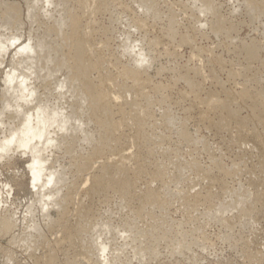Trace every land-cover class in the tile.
<instances>
[{
  "label": "rangeland",
  "instance_id": "374dc122",
  "mask_svg": "<svg viewBox=\"0 0 264 264\" xmlns=\"http://www.w3.org/2000/svg\"><path fill=\"white\" fill-rule=\"evenodd\" d=\"M2 1L19 8L21 11L20 21L23 26L21 25V28L18 30L17 33L19 36H22L23 34L24 35L23 38L20 40V43H26L29 37L34 38V35L36 34L35 24H33L34 22H31V20L25 18L26 1ZM153 1L156 2L155 4L157 5V17L145 14L143 7L139 4V2H137V0H67V4L75 10L77 16L79 15L78 17L82 20L81 28L82 30L84 29V34L87 35L86 38L90 39V45L87 46L88 53L90 51L89 55L91 57L93 55L94 57L92 58H95L96 55L100 58L102 57L101 62L104 63L102 64L104 65L102 67L105 68V71L107 73L109 72L108 74L103 72L104 68L100 69L102 72L93 71L96 74L91 72V81L93 83L95 82L94 84L97 83L96 86H99L100 83L102 84V80L104 79L103 84L107 85V90H110V92H112L111 94L113 95L114 93H116L114 92L116 91V88H114L116 85L115 83H126L129 87L132 85L131 80L124 79V82L121 77L123 69L125 67H131L133 64L124 50L123 41L126 38L131 39V42H133L134 44L136 43L139 45H143L142 47L145 51H147V53H145L150 57V63L152 62L151 64L149 63V66H147L146 68H140V71L143 75L142 78L144 80V83H147L146 85H143V82L141 83L142 86H140V89L141 87H143L144 89L142 88V92L140 91V93L145 96L150 95L149 98L153 100V105L151 106V108H149L150 110L148 109L151 122L149 121V123L147 124V128L145 126V128H143L144 134L147 135L148 138L151 136L149 139H152V142H149L150 145H147L148 150H150V155L146 156V154H144V157L147 158L145 160V167L149 172H151L153 171L155 165H161V168L164 171L165 184L150 180L148 176L142 174L135 179L136 186L134 194H139V192H143L147 188L159 191L161 190V188H166L164 192L162 191L160 193V200H164V198L170 200V204L167 209L165 211L162 210V212L158 207H149V209L147 210H151V213L154 218L160 219L161 217H163L167 219V221L169 222L168 225H170L171 227L169 231V239L160 240V242L158 241L152 244V249L155 253L154 258L149 259V257L146 256L143 259H139V263L138 257L136 258L138 252L135 249L132 251V248H134L135 246H139V244H137L138 242L134 243L132 242V240H123L118 237V241L116 240V242L118 243L114 244L116 246L115 248L120 249L117 258L118 260L113 261V263L111 264H123L124 262V264H264V241L261 242L260 248H257V252L254 250V252L257 253L256 256H260L259 258H256L254 260L248 258L247 254H245L244 252L245 250L243 249V241L248 239L251 240L254 235H256L260 240H262V238L264 239V219L260 218V221L258 222L259 224L256 223L255 226L252 228V226L241 224V220L237 222V220L239 219H234L233 222L232 218L230 219V215H227L228 212L224 211V213H222L221 218L230 219L229 221H232L231 223H233L234 225L231 226V229L226 228L224 225L222 226L221 222H217L211 219L206 214L209 213L210 216H215L217 214L216 211L220 209L219 207H221L220 203H215L214 206V204H209L208 202L206 203L204 201L207 185L204 180L202 181L197 178V173L200 171V173H208L218 178V180H222L230 191L241 189L249 194H253L255 193V190L253 189V183H258L260 185L257 186L259 187V190H264V175L261 174V176L260 173L257 172L258 165L264 161V151L261 154L259 150L254 147L257 145V143L252 140L254 137L253 134H259V132L261 134L264 132V118H262L263 124L255 126L249 125L250 127H246L245 132L241 133L236 127V123L233 119L227 117L224 112L212 111L211 108L206 107V105L204 104L209 99L213 100V102L223 101L226 97V94H229L230 96L234 97V102L231 105V109L237 111L238 115H240L242 118L246 119L249 117V114H251L249 107L247 105H243L244 102L241 101L240 97H237V95H239V93H241L242 91L246 90L247 92H252L254 90H264V16L261 15L260 12H255L256 19H250L245 13V6L243 5L242 0H210L212 4L215 5V9L217 10L219 17L225 20L227 23H231L235 28V32L232 31V33L228 34L227 36H223L211 32L209 28V23L212 19L211 13L208 9L203 10L201 8L200 3H195L194 0ZM100 4L104 5L107 8L105 12H96V8ZM174 13L176 16L174 15ZM0 15L2 16V13ZM167 16H172V18L175 16L174 18H176L175 20L177 21H175L177 23L175 27L176 33L172 37H170V27L167 22ZM110 24L112 26H110ZM192 28H195L197 30L199 29V32H197L196 30V32L193 33L195 29ZM90 29L92 31L94 30V33L90 31ZM104 30L106 31L107 35L104 33ZM29 31H31V33ZM183 36L185 37V39H188L186 43H181V38H184ZM248 43H254L258 46L256 55V59L259 57L257 59L258 61L255 60L251 61L250 63V61L246 58L245 54L240 51L241 45H248ZM91 47L93 49L95 48L94 51ZM93 52H95V54ZM10 57L11 55L9 54L3 61H0V101H2V90L4 89L3 73L7 72L10 68ZM55 59H53L52 61L56 62ZM247 60L249 62H247ZM52 61H50V66L54 65V62L52 63ZM247 64L249 65V67ZM242 68L245 69L247 73L245 72V70H242ZM178 70L181 74L177 72ZM183 71H185L186 73ZM252 73H254L255 75ZM105 74L109 77H111L112 75L110 81H105V77L103 76ZM185 74L189 75L186 77L190 78L193 82L196 81L194 83L199 87V90L197 92L192 91L190 87L185 83V81L180 78L181 75L183 77L185 76ZM244 75H246L247 78ZM252 75H258L260 77L259 82H252ZM98 76L101 78L99 79ZM116 77L117 81L115 79ZM98 80H100L99 83ZM148 83L150 84V86ZM157 90L159 92H157ZM158 93L162 94L165 98V104L159 103L158 97H156L158 96ZM117 96L115 97L116 102L118 100L116 104L119 105L123 102V99L118 98ZM2 104L3 102H0V107H2ZM242 106L244 107V109ZM262 106L264 107V102ZM139 107L138 111L140 110V113L138 111L137 113L141 114L143 107L141 106L142 108L140 107V109ZM1 110L2 108H0V112ZM115 110L116 109H114L113 111V123H115L116 128H118L117 130L120 133L123 132V135H125V137H128L126 138V142L128 145L125 147L126 151L124 152V154L126 153L125 155H127V157L122 160L121 164L125 162L124 164H122L125 168V172L129 177H134L137 175V168L134 164L135 159H133L132 156L135 155L138 150L135 145L134 139L132 140L131 136H133L137 127L134 125L133 121H129L130 118L128 115H126V117L129 120L126 117L123 118ZM163 112L169 113V115H171L174 120V123L170 124L168 127L165 126L163 122V115L165 114H163ZM141 115L143 116V114ZM203 116H207L206 121L201 120ZM126 120H128L129 122ZM183 120L185 121V123ZM208 122L211 124H209ZM220 122L226 126L224 130L220 129ZM180 123L182 125H180ZM229 123H231V125ZM161 127L164 129L163 131ZM182 127L184 128L186 133H188L187 136L192 140V143L189 146H186V144L182 142L183 140L180 137V130L182 129ZM234 127L236 128V130L234 129ZM167 128L170 132L165 130ZM255 128L257 133L255 132ZM153 130L156 133L153 132ZM253 130L255 133L253 132ZM147 131H149V133ZM161 131L163 134L161 133ZM155 134L157 136H153ZM160 134L163 136H161ZM240 137L242 139V144L237 143V140ZM129 141L131 143H129ZM156 143H158V145ZM245 143L247 146L245 145ZM250 144H253L254 146L252 145L250 148ZM239 146L241 147L239 148ZM189 147L191 150L189 149ZM205 148L208 151L205 150ZM88 149L89 148L87 146H84L83 148L84 151ZM254 149L256 150V152L254 151ZM192 150L193 152H190ZM128 151L129 153H127ZM112 154L114 155V157L113 155L108 154L107 156H105L104 159H98L96 164H94L95 166H93L94 169L91 171L92 173L90 172V174H88L89 172H87L82 175L78 179V183L83 184L85 180L91 178V174H93V172H95L96 174L101 162L102 164H113L114 158L115 160H117L118 158L116 157H119V154ZM131 154L132 156L129 157ZM256 154L259 155L257 156ZM26 156L16 154V156L13 155L14 158L11 156V159L8 161H5L7 159H3L4 161H0V184H2L4 187L3 188L2 185H0V195L4 199H2L4 202L0 203V211L2 209L9 211L12 215L15 214V216L13 217L15 218V220L18 221L17 224L19 223L17 225L15 233L19 234L20 232H22V230L24 231L22 233L27 232L31 235V243L33 245H31V243H28V245H30L28 246V248H26L24 245L11 244V234L0 233V264H7L8 258H13V261H11L12 263L9 262L8 264H97V259L95 256L88 255L87 257V255H84L81 251H76V253L74 252L73 248H70L69 245H67V243L63 240L64 229L60 223L61 216L65 217L67 221L72 224V219L75 216L74 213L76 214L77 210L81 209L83 203L87 206H89L91 203V206H89L91 213L89 215L91 218L95 217L94 219H91V224L93 228L97 227L96 223L98 225L100 224L99 222L104 221L106 223L110 222L108 224H110L117 231L123 229L127 230L125 223L126 221L129 222V220L132 219L134 216V220L132 219L131 222H134V228L136 225L139 226H136V230L139 231L140 227L141 231H143L144 233L153 230V219L151 220L145 214L141 218H137L133 213L127 212L125 204L120 200V198H118L117 195L113 196V193L108 194V197L110 196L109 198L99 196L93 197V200L87 199L84 196L85 194L82 192L88 189V187L90 186L89 182L91 181H85L87 185H83L84 188H81V192L75 193L74 191H71L74 200L71 204H68V206L64 208V215L61 211L56 210H50L51 212H48V215H50L53 221L55 223L57 222L58 224H54V222L47 223L40 210V204L37 203L38 201L35 199L36 197L34 196L37 190L35 189L34 191V189H32L33 186H30V181L32 178L27 168H29L31 160H29V155ZM55 156L57 157L59 156V154H56ZM250 156L251 158H249ZM108 157L113 159H110ZM63 158L64 157L62 156L58 158L59 163L58 165L56 164V166L60 167H57L56 169L61 172L63 171V169L66 168L64 172H69L67 174H70V176H72L73 169H68V166H70V162L69 160H67V158ZM6 162L10 165L6 164ZM213 162L219 163L223 171H232V174L224 176V174H222L223 172L220 173V171H218L215 166H212ZM176 163L181 164L180 166H186L188 165V163L196 164L198 166V171H187L184 169L177 170L175 166ZM62 164H64V167ZM129 166H131L132 169ZM237 170L238 173L236 174ZM241 170L244 171L241 172ZM191 173L193 175H191ZM177 174L181 175V177L182 175H184V177L189 175L194 185L189 186V189L186 182L184 183L183 181H180L179 183L175 181L173 178ZM242 174L245 176H243ZM258 175H260L261 177H258ZM261 178L263 181L260 180ZM248 181H250L251 183H249ZM4 184L7 185V190H9L10 188L11 190L7 191L5 189ZM212 189L215 191L219 190V185H212ZM185 191H189L192 194L196 193L195 196H199L200 199L199 202L192 204L194 209L191 213H187V208L185 209L183 207L184 200L180 198L182 192ZM62 192L66 193L65 190H63ZM35 195L37 196V194ZM34 199L35 201H37L36 203ZM32 200L34 205L31 203ZM221 201H226V198L221 199ZM30 203L32 204L33 209L29 207V205L31 206ZM132 206L134 210L137 205L133 204ZM72 207L75 209V211ZM30 212L31 215L29 214ZM32 213H34V215ZM67 216L69 217V219ZM123 216L125 217L123 218ZM34 225L40 228H38L40 237H38L37 233H32L35 231L30 228H32V226ZM142 225L144 228L148 229L142 230ZM26 228H28V230ZM180 242L182 246H177V244ZM126 245L129 247L131 246L132 248L130 247V249ZM149 245L150 242L145 241L142 245L144 247H142L141 245L140 246L141 248H146ZM168 245H170V247ZM115 248L113 246V249ZM122 248H125L126 252ZM22 249H24V251ZM253 249L251 248L250 250ZM131 252L133 253L131 254ZM113 256H116L114 252ZM259 259L261 260V262Z\"/></svg>",
  "mask_w": 264,
  "mask_h": 264
},
{
  "label": "bare ground",
  "instance_id": "6f19581e",
  "mask_svg": "<svg viewBox=\"0 0 264 264\" xmlns=\"http://www.w3.org/2000/svg\"><path fill=\"white\" fill-rule=\"evenodd\" d=\"M25 1H26L25 2L26 3V17L25 18L31 20V22H34L33 24H35L36 34L34 35V38L29 37L26 43L22 44V42L20 43V40L23 38L24 34L22 36H19L17 33L22 25L20 21L21 11L19 8L11 4H7L3 2L2 0H0V14L2 13V16L0 15L1 16L0 17L1 18L0 19V31H1L0 32V61L1 60L3 61L7 55L9 54L11 55V57L9 58L10 68L7 72L3 73L4 74V79H3L4 89L3 90L1 89L2 90V101L0 102H3V104H2V107H0L2 108L0 112V161L1 160L4 161L3 159H7L5 161H8L11 159V156L12 157L13 155L16 156V154L30 156V159L29 158L28 159L31 161L29 164V168H27L32 178L30 181V186H33L32 189H34V191L35 189L37 190L35 193L37 194V196L35 194L34 196L36 197L35 199L38 202L35 201V199L34 201L35 203L37 202L40 204L39 205V207L41 208L40 210L43 214V217L46 219L47 223L54 222L52 217L48 215V212L50 210H56V211H61L63 214L64 208L68 206V204H71L74 200V197L71 194V191H74L75 193L81 192V188L83 189L84 186L87 185L86 182H89V181H91L89 182L90 186L88 187V189L82 192L85 194L84 196L87 199L91 200L93 197H99V196L108 197L109 193H113V196L117 195L118 198H120V200L125 204L127 212L133 213L137 218H141L145 214L151 220L153 219L152 221L153 230H151L150 232H145V233L141 231V227L139 231L135 229L136 226L139 227L138 225L135 224L136 225L135 228L133 227L134 222L132 223L131 221L134 218V216L132 219L129 220V222L126 221L125 226L127 227V230L123 229V230L117 231L110 224H108L110 223L108 221H107L108 223L104 221L99 222L100 224L98 225L96 223L97 227L93 228L91 224L92 223L91 219L92 218L94 219L95 217L91 218L89 215L91 213L90 208H89V206H91V203L89 206L84 205L83 203L81 206V209H78L76 214L74 213L75 216L72 219L73 221L72 224H70L67 221V219L63 216H61V219H60V223L64 229L63 240L67 243V245H69L70 248H73L74 252L81 251L84 255L86 254L87 257L88 255L95 256L97 259L96 261L97 264H111L113 263V261L118 260L117 258H118L120 249L115 248L116 246L114 244L118 243L116 242V240L119 237L123 240H128V239L132 240V242L134 243L138 242L137 243L139 244V246L137 245L138 247L135 246L134 248H132L130 246L132 248V251L135 249L138 252L136 256V258L138 257V262H139V259H143L146 256L149 257V259L154 258L155 253L152 249V244L158 241L160 242V240H168L169 234H170L169 231L171 227L170 225H168L169 222L167 221V219L163 217H161L160 219L154 218L151 213V210L150 211L147 210L149 209V207H158L160 208L161 211L162 210L165 211L167 209V207L170 204V200L167 198H164V200H160V193L162 191L164 192L166 188H161L160 191L147 188L143 192H139V194H134L135 193L134 190L136 186L135 179L139 175L144 174L148 176L150 180L157 181L160 183L165 182L164 181V171L162 170L161 165H155L153 171L151 172H149L145 167V163H146L145 160L147 158L144 157V154H146V156L150 155V150H148L147 145H150L149 142L152 139L151 140L149 139L151 136L148 138L147 135L144 134L143 128L148 127L147 124L150 121L148 109L151 108V106L153 105V100L149 98L150 95L145 96L142 93H140L141 89L143 88L141 87L140 89V86H142L141 83L143 82V85L145 84L142 78L143 75H142V72L140 71V68H146L147 66H149V63L151 61L150 57L146 54L147 51L144 50V48L142 47L143 45L141 44L139 45L136 43L134 44L133 42H131V39L125 37L126 39L123 41L124 50L126 54L129 56V58L131 59L133 64L131 67H125L123 69L121 73V77L124 82H125L124 79L131 80L132 85L129 87L127 86L126 83H125L126 85L124 83H115V80H114V83L116 84L114 87L116 88L115 89L116 91L114 92L116 93L112 95L111 94L112 92H110V90H107L108 89L107 85L103 84L104 79L102 80L103 81L102 84L100 83L99 86H96L97 83L94 84L95 82L93 83L91 81V78H90L91 72L92 73H94L93 71L102 72L100 69L104 68L102 67L104 66L102 65L104 63L101 62L102 57L100 58L99 56L96 55L97 57L95 56V58H92L94 56L92 55L91 57L89 55L90 51L88 53L87 46L90 45L89 43L90 39L86 38L87 35L84 34V31H83L84 29L82 30L81 28L82 20L78 17L79 15L77 16V14L75 13V10L70 5L67 4L68 3L67 0H25ZM211 1L210 0H194L195 3L198 2L201 4V8L203 10L208 9L210 11L212 19L210 20V23L209 22L207 23H209V28L211 32L214 34L223 35V36H227L228 34L232 33V31L235 32V28L231 23H227L225 20L219 17L218 12L215 9V5H213ZM137 2H139V4L143 7L145 14L153 15L154 17L158 16L157 11H156V6H157L155 4L156 2H154L153 0H137ZM242 2H243V5L245 6V13L250 19H256L255 12H260L261 15L264 16V0H242ZM106 9L107 8L104 5L100 4L96 8V12H99V13L105 12ZM164 15H163V18H164ZM173 18L172 16H167V22L170 27V37L174 36V34L176 33L175 27H176L177 21L175 20L176 18L174 19ZM33 24H29V25H33ZM110 26L112 25L110 24ZM91 29L90 31H92ZM192 29H195V28H192ZM196 30L197 29H195L193 33H195ZM31 31L29 32L31 33ZM197 32H199V29L197 30ZM104 33L107 35L105 30H104ZM187 40L188 39H185V37L181 38V43H186ZM257 50H258V46L255 45L254 43L252 44L248 43V45L242 44L240 47V51L245 54L246 58L250 61V63L251 61H255L259 58L258 57L256 59ZM93 53L95 54V52ZM53 59H55L56 62L52 61ZM248 60L247 62H249ZM50 61H52V63L54 62L53 63L54 65L50 66L51 65ZM242 70H245V69L242 68ZM103 72H105L106 74L109 73L105 71V68ZM177 72L180 73L179 70ZM245 72L247 73L246 70ZM249 73H250V70H249ZM106 74L103 75L105 77V81L106 80L110 81V78H112V75L111 77H109ZM254 75H252L253 77H251L252 82H255V83L259 82L260 77L258 75L256 76ZM186 76H189V75L185 74V76L183 77L181 75L180 78L185 81V83L190 87L192 91L197 92L199 90V87L194 83L196 81L193 82L190 78ZM244 76L246 77V75ZM100 78L101 77H99V79ZM115 79L117 81V77ZM99 82L100 80H98V83ZM110 83H113V82H110ZM157 92L159 91L157 90ZM116 96L118 98L123 99V102L119 105L116 104L118 102V100L116 102V99H115ZM238 96L240 97L241 101L244 102L243 105H247L251 112V114H249V117L246 119L238 115L237 111L231 109V105L234 102V97L230 96L229 94H226V97L223 101L213 102V100L209 99L204 104L206 105V107L211 108L212 111L224 112L227 115V117H229L230 119H233L236 123V127L241 133H244L245 128L248 127L249 125L255 126V125L263 124L262 118H264L263 117L264 107L262 106V104L264 102V90H254L252 92H249V91L247 92L246 90V91H242L241 93H239L237 97ZM156 97H158L160 104L164 103L165 98L163 97L162 94L158 93V96ZM139 106L142 108L143 112L141 111V114H143V116L137 113ZM114 109H116L115 111H117V113L120 114L123 118H125L126 115H128L130 120L127 117L126 118L129 121H133L134 125L137 127V129L135 130V133L131 137H132V140L134 139V142H135V145L138 151L135 149L137 151L135 155L132 156L131 154L129 156V157L132 156V158L135 159L134 164L137 168V175L134 177H131V176L129 177L127 173L125 172V168L122 165L125 162L121 164L122 160L127 157V155H125L126 153L124 154V152L126 151L125 147L128 145L126 142V138L128 137H125V135H123V132L120 133L117 130L118 128H116L115 123H113ZM138 112L140 113V110ZM164 113L165 112H163V114ZM163 120H164L163 122L165 126L167 127L170 124L174 123L172 116L169 115V113L167 112L163 115ZM201 120L206 121L207 116H203ZM229 124L231 125V123ZM180 125L182 124L180 123ZM219 127L221 130H224L226 128V126L223 125L222 123ZM234 129L236 130L235 127ZM154 130L153 132H155ZM163 130L164 129L162 128V131ZM165 130L169 131L168 128ZM147 132L149 133V131ZM255 132L257 133L256 128H255ZM187 134L188 133H186V131L182 127V129L180 130V137L183 140L182 142H184L186 146H189L192 143V140L187 136ZM153 136H157V135L155 134ZM253 136L254 137L252 140H254L257 143V145L254 146L253 144H250V148L253 145L262 154V152L264 151V132L261 134L260 132L259 134H253ZM122 141L125 143H123ZM129 143L131 142L129 141ZM237 143L242 144L241 137L238 138ZM156 144L158 145V143ZM84 146H87L89 149L84 151L83 150ZM240 147L241 146H239V148ZM205 150L207 149L205 148ZM254 151L256 152L255 149ZM190 152H193V150ZM112 153L119 154L118 155L119 157H116L118 158L117 160H115L114 158L113 164H108V163L102 164L101 162L102 164L101 165L99 163L100 167L97 169L96 174L95 172H93V174H91L92 175L91 178L85 180L86 182L84 181L83 184L78 183V179L82 175H84L87 172H89L88 174H90V172L94 169L93 166H95L94 164H96L98 159H104L105 156H107L108 154L113 155ZM127 153H129V151ZM56 154H59V156L56 157L55 156ZM60 155L64 157L63 159L67 158V160H69L70 166H68L69 167L68 169L70 170L73 169V172H72L73 175L71 174L72 176H70V174L69 175L67 174L69 172L67 171H66L67 173L64 172L66 168L65 169L62 168L63 171L61 172L58 169H56L57 167H60V166H56V164L58 165L59 163L58 158L61 157ZM249 158H251V156ZM110 159H113V158H110ZM6 164L10 165L7 162ZM212 164H213L212 166H215L218 169V171H220V173L223 172L222 174H224V176L232 174L231 173L232 171H223L219 163L213 162ZM62 165L64 167V164ZM180 165L181 164L176 163L175 166L177 170L184 169L187 171H192V170L198 171V166L196 164L188 163V165L186 166H180ZM129 167L131 168V166ZM238 170L236 174L238 173ZM242 171L244 170H241V172ZM257 172H259L260 175L261 174L264 175V161L258 165ZM191 175L193 174L191 173ZM260 175H258V177L262 176ZM182 177L181 175L177 174L176 176H174L173 179L179 183L180 181H183L184 183L186 182L188 187L191 185H194L189 175L185 177L184 175H182ZM197 178L202 181L204 180L207 185L204 201L206 203L208 202L209 204H214V206H215V203L217 204L220 203V206H221L219 207L220 209L218 210L214 209V210H217L216 211L217 214L215 216L214 215L210 216L209 213H206V214L211 219L217 222H221L222 226L224 225L226 228L231 229V226H233L234 224L231 223L232 221H229V220L232 218L233 222H234V219H239L237 220V222L241 220V224L249 225V226H252L253 228L255 224L260 221V218L264 219V190L263 189L259 190V187L257 186H260V185L258 183H253L254 186L251 185L253 186L255 193L249 194L241 189L230 191L229 188H227L226 184L222 180H218V178L208 173L204 174V173H200L199 171L197 173ZM260 180H262V178ZM250 181L248 182L251 183ZM214 184L219 185V190L215 191L212 189V185ZM4 186H5V189L7 190V187H6L7 185L4 184ZM9 190H11V188ZM63 190H65L66 193H63L62 192ZM195 195L196 193L192 194L189 191L182 192V194L180 195V198L184 200L183 207L185 209L187 208V211H188L187 213H191L192 210L194 209L192 204H195L200 201L199 196H195ZM223 198H226V201H221V199ZM2 199L3 198L0 195V203L4 202L3 201L4 199L3 200ZM31 203L33 204V200ZM32 204L31 206L29 205L30 208H32ZM133 204L137 205L134 210L132 206ZM224 211L228 212L227 215H230V219L221 218L222 213H224ZM29 214L31 215V212ZM32 214L34 215V213ZM13 216H15V214L12 215L10 214L9 211L1 209L0 211V233L11 234L10 235L11 244H17V245L20 244L28 248V246L30 245V244L28 245V243H31L32 241L31 235L28 234L27 232L22 233L24 232L23 230L19 234L15 233L16 232L15 230L19 223L17 224L18 221L15 220ZM124 217L125 216H123V218ZM56 223L54 222V224ZM38 228L39 227H36L34 225L30 229L35 231V232H32L33 234L37 233L38 237H40L39 236L40 228L39 229ZM240 228H241V225H240ZM26 229L28 230V228ZM143 229H148V228L143 227L142 230ZM145 241H149L150 245L147 246L146 248H141V246L143 245V242ZM262 241H264V239L262 238V240H260L258 239L256 235H254L251 240L248 239V240L243 241V249L245 250L244 252L245 254H247L248 258H250L251 260H254L260 257V256L259 257L256 256L257 253H255L254 250L256 251L258 247L260 248V244ZM31 245L33 244L31 243ZM113 246L115 249H113ZM168 246L170 247V245ZM177 246H182L181 242L178 243ZM251 248L252 249L255 248V249L250 250ZM122 249H124L125 251V248H122ZM22 250L24 251V249ZM112 251L114 252V254H116L115 257L113 256ZM132 253L133 252H131V254ZM11 261H13V258L11 259L8 258V263Z\"/></svg>",
  "mask_w": 264,
  "mask_h": 264
}]
</instances>
